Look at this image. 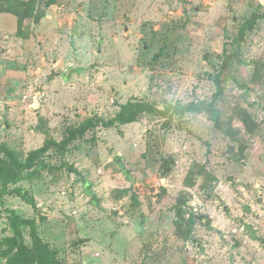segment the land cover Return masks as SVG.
Here are the masks:
<instances>
[{
  "label": "rangeland",
  "instance_id": "obj_1",
  "mask_svg": "<svg viewBox=\"0 0 264 264\" xmlns=\"http://www.w3.org/2000/svg\"><path fill=\"white\" fill-rule=\"evenodd\" d=\"M46 1L20 33L0 13V144L20 159L129 100L159 110L211 101L223 46L256 15L230 70L237 82L223 83L215 106L239 141L205 114L169 127L142 114L50 150L0 193V264L17 237L13 214L34 222L60 264H264V0ZM31 229L17 237L29 248Z\"/></svg>",
  "mask_w": 264,
  "mask_h": 264
},
{
  "label": "trees",
  "instance_id": "obj_2",
  "mask_svg": "<svg viewBox=\"0 0 264 264\" xmlns=\"http://www.w3.org/2000/svg\"><path fill=\"white\" fill-rule=\"evenodd\" d=\"M37 3L38 0H0V13H9L15 15L18 18V32L20 33L25 20L31 19L34 20V22H38L40 16H42V13L38 14L39 10L36 8ZM54 3L55 0H47L44 6L49 7ZM257 19L258 17L253 15L241 26L237 37L232 39L230 43H226L223 46L221 53V65L219 66V69L214 77L216 92L212 95L211 101L198 103L192 102L185 105H167L162 110H159L156 108V106L149 102L129 100L120 106L119 111L112 118L104 120L90 117L78 127L69 128L62 141L56 142L52 139H46L40 147L29 151L24 159H20L14 150L10 149L6 144L1 143L0 193H13L14 191L11 192L8 187L10 185L18 184L23 179L24 173L30 172L31 174V172H37L38 166H40V163H42L44 155H46L50 150L54 149L59 152H65L72 141L77 138L84 137L85 134L91 129H95L99 126L109 129L116 126L117 124H131L136 122L139 116L142 114L165 119L163 123L164 127L170 126V122H172L174 116L182 118V116L185 114L190 113L205 114L208 120L213 122L216 129L221 130L223 134L231 138V140L234 142H238L239 132L235 131L230 126H227L225 129L223 128L222 122L217 116L215 106L223 93V83L227 79L237 82L236 79L231 76L230 70L236 57L238 56L237 52L245 40L247 31L253 27ZM228 47H230V49ZM256 65L257 67H264V61L261 59ZM241 113V122L248 131H252L250 116L243 111ZM193 176L194 172L191 171L188 174L187 179L190 181ZM199 177L203 178L204 173L199 174ZM210 178L213 181L216 180L215 177L210 176ZM201 186L203 191L207 192L206 194L209 196L212 186L208 187L206 183H203ZM18 191L19 190L16 189L15 192ZM175 211L177 216L176 224L179 227H182L184 217L181 207L176 206ZM11 221V228L14 230L17 237L20 234V226H31L32 246L30 248L27 247L22 241L18 240L17 237L7 238L4 241L6 244V249L1 253V257L6 259V264H60L56 253L52 251L51 248L46 243H44L36 233L33 221L19 218L14 214L12 215ZM189 221L192 222V219H189Z\"/></svg>",
  "mask_w": 264,
  "mask_h": 264
}]
</instances>
